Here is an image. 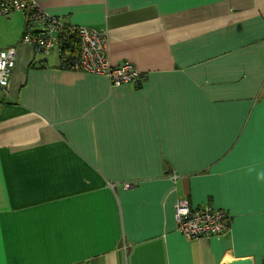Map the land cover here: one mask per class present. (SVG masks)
I'll return each instance as SVG.
<instances>
[{
	"label": "crops",
	"instance_id": "crops-1",
	"mask_svg": "<svg viewBox=\"0 0 264 264\" xmlns=\"http://www.w3.org/2000/svg\"><path fill=\"white\" fill-rule=\"evenodd\" d=\"M39 2L144 77L65 69L8 14L0 264H264V0ZM180 198L225 209L227 233L185 237Z\"/></svg>",
	"mask_w": 264,
	"mask_h": 264
},
{
	"label": "built area",
	"instance_id": "built-area-1",
	"mask_svg": "<svg viewBox=\"0 0 264 264\" xmlns=\"http://www.w3.org/2000/svg\"><path fill=\"white\" fill-rule=\"evenodd\" d=\"M20 11L26 19L21 45L33 47L35 52L49 54L59 49L60 56L70 62L72 70L107 75L114 85L143 80V73L131 62L112 65L107 58L108 37L104 31L85 26H72L47 11L39 0H0V13L8 15ZM70 35H74L76 43ZM72 44L78 45L73 53ZM18 47L0 49V87L8 88L16 66ZM131 186V184H129ZM177 229L188 239L222 236L230 228V215L223 208L209 204L193 206L188 198H180L176 205Z\"/></svg>",
	"mask_w": 264,
	"mask_h": 264
},
{
	"label": "rangeland",
	"instance_id": "rangeland-1",
	"mask_svg": "<svg viewBox=\"0 0 264 264\" xmlns=\"http://www.w3.org/2000/svg\"><path fill=\"white\" fill-rule=\"evenodd\" d=\"M19 14L24 15L23 13L19 12ZM11 15V14H10ZM14 17L0 14V46L3 47V44L13 40L18 39L20 36H18V27L17 23L14 22L12 19ZM54 54H58L57 50L54 52Z\"/></svg>",
	"mask_w": 264,
	"mask_h": 264
},
{
	"label": "trees",
	"instance_id": "trees-1",
	"mask_svg": "<svg viewBox=\"0 0 264 264\" xmlns=\"http://www.w3.org/2000/svg\"><path fill=\"white\" fill-rule=\"evenodd\" d=\"M25 28H26V24H25ZM25 28H24V30H25ZM24 30H23V32H24ZM70 38L72 39V42L76 43V39L74 38V35H70ZM72 47H73V50L74 51H73V53H71L70 60L76 56L77 53L75 52V50L78 48V45L72 44ZM60 59H61V66L63 68H65V69H71V67H67V66L70 65V62L69 61H66L65 58H63L62 56H60Z\"/></svg>",
	"mask_w": 264,
	"mask_h": 264
},
{
	"label": "water",
	"instance_id": "water-1",
	"mask_svg": "<svg viewBox=\"0 0 264 264\" xmlns=\"http://www.w3.org/2000/svg\"><path fill=\"white\" fill-rule=\"evenodd\" d=\"M228 264H254V262L252 258L246 257V258H241V259L231 261Z\"/></svg>",
	"mask_w": 264,
	"mask_h": 264
}]
</instances>
